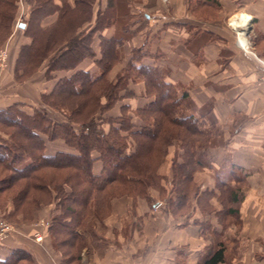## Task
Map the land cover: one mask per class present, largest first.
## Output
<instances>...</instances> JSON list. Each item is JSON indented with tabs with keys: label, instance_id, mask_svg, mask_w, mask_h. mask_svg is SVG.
Returning <instances> with one entry per match:
<instances>
[{
	"label": "trees",
	"instance_id": "trees-1",
	"mask_svg": "<svg viewBox=\"0 0 264 264\" xmlns=\"http://www.w3.org/2000/svg\"><path fill=\"white\" fill-rule=\"evenodd\" d=\"M23 1L30 6L28 21L18 25L24 24V33L31 41L19 49L15 79L25 81L45 60L49 73L59 69L74 72L60 77L51 92L41 95L40 106L30 111L26 109L29 103L24 102L0 108V130L9 135L0 137V199L4 201L0 208L9 204L11 216L21 214L24 219H34L42 206L55 202L59 212L46 227L65 260L74 255L73 247L83 245L78 228H84L88 217L105 215L114 197H149V190L156 188L169 210L183 215L193 210L195 202L204 214L211 213L212 198L221 204L222 196L227 194L224 214L238 216L245 197L242 184L228 186L222 182L218 192H199L196 186L195 173L204 167L200 154L205 156L208 147L203 143L211 140L212 133L199 125L200 117L184 110L188 93L167 81L161 67L143 62L145 57H162L160 49L145 40L133 49L131 60L115 78L109 77L120 61L117 47L122 39H128L104 35L105 29L119 22V0H107L106 8L97 11V0ZM212 1L199 3L211 10ZM18 11L17 0H0V44L12 34ZM52 15H56L55 21L43 25ZM131 25L125 24L123 29L132 36L143 28ZM96 33L100 38L99 58L93 48ZM88 57L94 59L98 73L77 69ZM130 79L143 80L146 94L154 99L134 111L124 104L122 113L110 122L101 114L119 100L134 96ZM46 109L59 111L65 119L50 116ZM103 120L111 124L108 131L102 127ZM47 140H62L70 150L47 153ZM175 143L181 152L172 157L171 175L162 174L160 167ZM96 161L101 163L99 172L94 170ZM234 177L243 180L238 174ZM220 211H216L218 217ZM195 222L205 230L210 223ZM218 244L202 264L225 261L226 247L222 241ZM0 264L13 262L0 260Z\"/></svg>",
	"mask_w": 264,
	"mask_h": 264
},
{
	"label": "crops",
	"instance_id": "crops-1",
	"mask_svg": "<svg viewBox=\"0 0 264 264\" xmlns=\"http://www.w3.org/2000/svg\"><path fill=\"white\" fill-rule=\"evenodd\" d=\"M199 1L170 0L171 14L147 27L146 39L139 40L141 35L137 34L127 43L130 51L145 40L159 48L162 57H145L143 62L161 67L167 81L188 93L194 104L189 112L199 116L207 108L212 123L220 128L218 137L223 142L207 149L211 166L198 170L195 179L199 192H218L222 182L244 184L239 229H223L216 215L221 209L216 198L211 200V214H204L195 202L190 213L174 215L165 200L150 189L149 197H114L105 215L86 218L84 228H78L83 245L73 247L74 255L66 260L56 248L50 229L40 223L51 220L59 207L55 202L44 205L34 220L19 224L17 231L0 244V260L13 264H202L208 252L216 250L222 241L226 250L225 261L220 264H264V0H213L211 10ZM54 16L52 21L45 19L43 25L54 22ZM104 35L109 38L114 31ZM238 38L250 42V49L241 48ZM30 41L25 35L9 58L7 77L11 82L4 89L13 98L0 97V108L27 102V98L41 103V95L51 92L60 77L74 72L59 69L51 72L52 78H45V60L28 79L17 81L14 68L18 52ZM93 48L97 51L96 43ZM130 58L127 55L125 64ZM92 62L93 58H85L77 69L98 73L97 66L89 65ZM121 69L114 67L109 77L114 78ZM130 88L134 96L121 101L115 107L116 114L124 104L134 111L154 99L147 96L143 81L132 82ZM60 142L47 140L46 152L70 150ZM55 143L62 147L52 145ZM172 157L169 154L160 167L162 174L171 175ZM94 168L99 172L101 163L96 161ZM234 174L243 180L237 181ZM158 202L162 205L155 208ZM204 220H210L211 233L195 222ZM38 232L42 241L35 240Z\"/></svg>",
	"mask_w": 264,
	"mask_h": 264
},
{
	"label": "rangeland",
	"instance_id": "rangeland-1",
	"mask_svg": "<svg viewBox=\"0 0 264 264\" xmlns=\"http://www.w3.org/2000/svg\"><path fill=\"white\" fill-rule=\"evenodd\" d=\"M71 1H73V0H71ZM17 2L19 3V11H18L15 23H18V21L20 23L28 21V14L30 11V6L23 0H17ZM170 3H171L170 0H119V8H120V11H122V13H121L122 15H120L119 22L116 25L110 27L109 30H107V29L104 30V32L107 31V33L114 31V34L117 36L120 35L121 37H128V39H126V40L122 39L121 44L117 47V51L119 54L120 61L116 64V66H115L116 68L121 67L123 69L128 64V63L125 64L126 61H124L127 58V55H131V58H132L133 50L130 51L131 46L128 45L127 42H130L133 39V37L137 36V35L132 36L129 31H125V29H123L124 25L125 24H130V25L132 24L131 26L138 25V27H141V28L143 27L141 32L138 34L141 36H139L137 38L139 40H142V37H143V40H144L145 39L144 33H146V31H148L147 27H150V25H156L155 23H156V21L158 22V20L162 22L164 20L165 15L169 16V14H171V13H169ZM106 4H107V0H97V3L95 5V11H97L98 8L105 9ZM54 17H56V16H54ZM52 20H53V18L51 16L46 18V21H52ZM142 21H145L144 24H140ZM24 39H25V33L23 30V27H21V25L16 24V25H14L13 32L9 36V38L3 44H0V47L8 45V48H9L8 64L4 68L0 67V97L6 96L5 99L13 98L12 95H9L11 92L8 93L4 89V87L9 85V83L11 82V81H9V79L7 77V76H9V74H8L9 58H10V56H12V53L14 52L16 46H18ZM93 43L97 44V51L94 50L95 53H97L98 52V46L100 44V38H99V35L97 33L93 37ZM99 49H100V47H99ZM131 58H130V60H131ZM47 65H48V62L45 64L44 68L48 67ZM89 65L91 67H94V65L97 66L96 63H93V62H92V64H89ZM122 65H125V66L122 67ZM51 72H54V71H51ZM46 77L48 79L52 78V73H49L47 71L45 73V78ZM114 78H111V79H114ZM2 79H4V81H2ZM138 81H143V80L138 79V80L132 81L130 79L129 80V87L131 86L132 82H138ZM144 84H145V82H144ZM29 89H30V87H29ZM28 92H31V91H28ZM28 94H30V93H27V95ZM132 97L133 96L131 95L129 97H126V98L119 100L118 102H116V104L111 109L104 111L102 114H101V112H99V114H101L102 117H104L105 119H107L108 121L111 122V120H113L114 117L119 116L122 113V111H120V114H118V112L116 114L115 107L117 105H119V103H121V101H130ZM27 99L28 100H25V101H27L28 103H30L32 105V106H29V104H26V105H28L27 106L28 108H26L28 111L31 110V107L36 106V104L39 106L41 104L40 102L34 101V99H32V98H27ZM39 101H41V97L39 98ZM19 102L22 103L21 101H19ZM27 102H24V103H27ZM191 109H194V104L191 102V100H187V103H185V105H184V110L187 113ZM207 110H208L207 108H204L202 110V115L200 114L198 117H200V121H201V123H199V125L204 130H206L207 132L212 133L211 140L207 143H203V144H205V146H208V147H206L208 149L213 145H216L218 143H222L223 140L218 137V133L221 130L217 125H214V123H212L213 122L212 116L207 112ZM46 112L54 118L65 119L64 114L60 113L59 111L46 109ZM135 119L139 121V119L137 117H135ZM108 121L103 120L101 122L102 127L104 129H106V131H108L110 129V126H111L110 122H108ZM0 137L8 138L9 135L7 134V132H3L2 130H0ZM57 144L58 143H55L52 145H54L55 147H58V146L59 147H62V146L67 147L66 143L63 141L60 142V144H62V146H60V144H58V145ZM199 146H201V145L199 144ZM199 149H201V148H198L197 150L200 151ZM175 152H178V153L181 152V150L179 149L178 143H175L174 145H172L170 147L169 154L174 155ZM199 153H203L202 150ZM200 157L202 158V161L204 162V166H211L210 165L211 160L208 159L206 155L203 156L200 154ZM167 162H169V158H168ZM234 185L237 186V184H234ZM234 185L231 183L230 184L228 183V186H234ZM242 185L244 186V184H242ZM196 186H197V184H196ZM197 188H198V190H200L198 186H197ZM151 190H155L158 197L161 198V193L159 192L158 189L151 188ZM226 197H227V194L223 195L221 198V201L223 203L219 204L221 207V209H220L221 214L218 217V221L222 222L223 229H225V230L228 228V226H234V228L239 229V227H240L239 216L228 217V216H225V214H224L226 207H228V202H227ZM0 203L3 204L4 201L0 199ZM10 206L11 205L8 204V205H5V207H4V205H3L0 208V216L2 218L6 219L7 221L13 223L15 225L16 231H17V227L22 222H28V221H32L35 219V217H34V219H24L21 216V214L11 216L10 212H12L13 209ZM204 209L207 212L210 210L207 207H204ZM205 214H207V213H205ZM208 214H211V213H208ZM35 216H37V214ZM208 221L210 222V220H208ZM210 223L207 224L206 230H208V232L211 233L212 232V225ZM223 223L226 227L223 225ZM5 241H6V239L0 241V244H3Z\"/></svg>",
	"mask_w": 264,
	"mask_h": 264
},
{
	"label": "built area",
	"instance_id": "built-area-1",
	"mask_svg": "<svg viewBox=\"0 0 264 264\" xmlns=\"http://www.w3.org/2000/svg\"><path fill=\"white\" fill-rule=\"evenodd\" d=\"M19 24V21L17 25ZM241 34V33H240ZM238 44L240 45L241 48L245 50H249L251 43L246 41L243 38H238L237 39ZM8 55H9V48L8 45L0 47V67L4 68L8 64ZM261 81L264 83V74L261 77ZM162 205V202H158L155 206L159 207ZM41 225L46 226L47 222L45 220H40ZM16 232L15 225L6 219L2 218L0 216V241L7 239L10 235L14 234ZM43 236L40 232L35 234V240L36 241H42Z\"/></svg>",
	"mask_w": 264,
	"mask_h": 264
},
{
	"label": "bare ground",
	"instance_id": "bare-ground-1",
	"mask_svg": "<svg viewBox=\"0 0 264 264\" xmlns=\"http://www.w3.org/2000/svg\"><path fill=\"white\" fill-rule=\"evenodd\" d=\"M236 17H238V16H236ZM244 17V16H243ZM236 22H237V20H235ZM237 25V24H236ZM245 26V25H244ZM240 31L242 30V29H239ZM238 31V30H237Z\"/></svg>",
	"mask_w": 264,
	"mask_h": 264
},
{
	"label": "water",
	"instance_id": "water-1",
	"mask_svg": "<svg viewBox=\"0 0 264 264\" xmlns=\"http://www.w3.org/2000/svg\"><path fill=\"white\" fill-rule=\"evenodd\" d=\"M21 27H24V24H22Z\"/></svg>",
	"mask_w": 264,
	"mask_h": 264
}]
</instances>
